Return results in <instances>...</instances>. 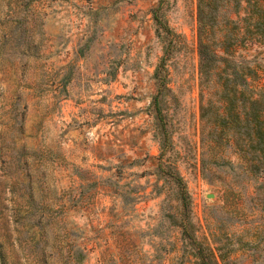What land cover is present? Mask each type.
I'll use <instances>...</instances> for the list:
<instances>
[{
  "label": "rangeland",
  "instance_id": "1",
  "mask_svg": "<svg viewBox=\"0 0 264 264\" xmlns=\"http://www.w3.org/2000/svg\"><path fill=\"white\" fill-rule=\"evenodd\" d=\"M156 7L179 39L165 66L169 35L156 29ZM196 32V0H0V264H195L184 228L198 239L214 230L230 236V264H264V178L227 172L224 189L201 171ZM241 52L256 59L253 83L264 87V42ZM86 73L95 91L98 76H141L94 111L89 121L105 123L106 159L90 166L76 161L80 148L64 151L61 134L62 99ZM130 98L142 101L148 132L131 166L117 131ZM98 129L83 134L93 155ZM169 167L187 187L188 206L177 201ZM98 185L111 190L121 219L90 221L89 191ZM235 205L245 206L247 223L226 217Z\"/></svg>",
  "mask_w": 264,
  "mask_h": 264
},
{
  "label": "trees",
  "instance_id": "2",
  "mask_svg": "<svg viewBox=\"0 0 264 264\" xmlns=\"http://www.w3.org/2000/svg\"><path fill=\"white\" fill-rule=\"evenodd\" d=\"M153 12L156 29L160 27L169 35L160 59L165 66L170 51L178 47V33L157 7ZM196 22L202 174L218 178L224 189L229 188L224 178L227 172L239 178H264V87L253 83L259 76L256 59L241 52L252 42H264V0H196ZM157 111L160 114V107ZM164 173L177 187V201L188 206V190L179 172L169 167ZM244 207L235 205L226 217L247 223L245 217H239ZM183 231L190 237L195 264L231 263L230 254L236 247L229 246L230 236L214 230L210 231L211 240L204 235L198 239L185 228ZM238 241L240 246L250 245L251 238L238 237Z\"/></svg>",
  "mask_w": 264,
  "mask_h": 264
},
{
  "label": "crops",
  "instance_id": "3",
  "mask_svg": "<svg viewBox=\"0 0 264 264\" xmlns=\"http://www.w3.org/2000/svg\"><path fill=\"white\" fill-rule=\"evenodd\" d=\"M89 38V35L85 38V45H82V42L76 44V50H82L87 45ZM82 61L83 60H81V62ZM133 77L135 78L131 80V75L126 76L117 73L115 77L104 80L99 79L98 76L96 77V83H100L101 86L95 91V88L89 85V83H94L93 78L89 77L86 73L81 76V82L85 83V85H81L76 90L74 88L68 90V94L62 99L61 103L62 145L66 152H69V148L71 147L80 148L79 154L83 159L76 161L86 166H90L93 162L105 161V123H103V119H100L93 125L89 120L93 119L95 110L105 111L106 104L102 100H104V95H106V93H109L110 96L120 91L126 93L134 83H141V76L139 74H134ZM140 103H142V101H139L137 98L128 99L126 105L127 108L131 110V113L121 119L120 124L117 125V131L118 133L121 132L124 140L123 147L128 156V164L130 166L131 164H136L138 156L143 155L144 145L147 143L146 138H148V132L144 131L143 113L142 110H139ZM112 106L115 107L114 102ZM70 120L74 124V128L71 129L67 127ZM84 120H86V123L83 122ZM91 126L94 128L98 127L101 136V140L98 143V150L95 155L89 151V142L86 143L87 148L83 149L82 147V144L84 145L83 134L85 135V130H89ZM151 151H153V145L151 146L150 152ZM101 170L102 169L97 168L94 171L100 173ZM89 193L93 195V206H91L94 210L88 212L90 221L97 222L101 225L107 222H113L117 218L121 219V217L124 216L122 215V207L115 205L113 202L114 197H112V192L109 190L108 186L98 185L92 188Z\"/></svg>",
  "mask_w": 264,
  "mask_h": 264
}]
</instances>
